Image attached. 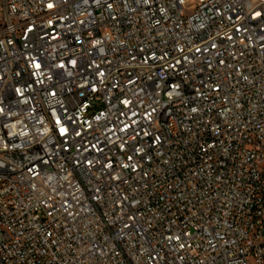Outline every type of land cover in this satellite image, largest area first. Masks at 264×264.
<instances>
[{"label": "built area", "instance_id": "built-area-1", "mask_svg": "<svg viewBox=\"0 0 264 264\" xmlns=\"http://www.w3.org/2000/svg\"><path fill=\"white\" fill-rule=\"evenodd\" d=\"M0 264H264V0H0Z\"/></svg>", "mask_w": 264, "mask_h": 264}, {"label": "rangeland", "instance_id": "rangeland-1", "mask_svg": "<svg viewBox=\"0 0 264 264\" xmlns=\"http://www.w3.org/2000/svg\"><path fill=\"white\" fill-rule=\"evenodd\" d=\"M195 6H196V2H191V3H189V4L186 6L185 10H184L185 15H190V14H192V13L195 11Z\"/></svg>", "mask_w": 264, "mask_h": 264}]
</instances>
